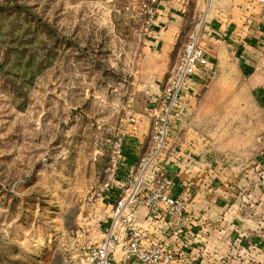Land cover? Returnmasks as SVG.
Here are the masks:
<instances>
[{
  "label": "rangeland",
  "instance_id": "374dc122",
  "mask_svg": "<svg viewBox=\"0 0 264 264\" xmlns=\"http://www.w3.org/2000/svg\"><path fill=\"white\" fill-rule=\"evenodd\" d=\"M145 3L155 10L151 24ZM175 6L177 14L168 10ZM207 7L0 0V264H77L82 246L101 239L107 214L95 189L108 176L116 124L125 130L132 96L146 91L132 73L135 57L146 39L164 36L176 40L177 63L190 35L206 32ZM253 102L246 115L217 111L210 121L232 164H249L264 149V119L255 116L264 115V94Z\"/></svg>",
  "mask_w": 264,
  "mask_h": 264
},
{
  "label": "crops",
  "instance_id": "0c3cea01",
  "mask_svg": "<svg viewBox=\"0 0 264 264\" xmlns=\"http://www.w3.org/2000/svg\"><path fill=\"white\" fill-rule=\"evenodd\" d=\"M177 7L168 10L177 14ZM206 13L200 42L211 63L184 88L178 112L171 117L170 141L179 150L166 161L176 180L174 191L186 202L183 232L171 235L164 209L162 227L161 221L146 219L150 209L145 205L138 207L136 219L147 242L173 247L176 258L171 264H264V163L257 154L249 164H232L230 151L217 149L210 126L217 111L245 113L256 107L253 99L264 94V3L211 0ZM175 44L169 37L148 38L135 57L132 73L136 82L146 80V91L132 96L133 117L124 130L131 153L143 155L149 148L148 144L143 152L151 131V100L163 91L176 67ZM242 46L247 54L237 62L233 52ZM259 115L256 118L263 120ZM121 124H116L118 133ZM114 198L109 194L98 201L106 216ZM115 260V264H143L127 256L122 246Z\"/></svg>",
  "mask_w": 264,
  "mask_h": 264
},
{
  "label": "built area",
  "instance_id": "2783aa9c",
  "mask_svg": "<svg viewBox=\"0 0 264 264\" xmlns=\"http://www.w3.org/2000/svg\"><path fill=\"white\" fill-rule=\"evenodd\" d=\"M211 0H208L210 3ZM264 3V0H259ZM148 23L153 22L155 10L145 3ZM200 29H196L185 42L178 62L163 91L151 100V135L148 150L131 165L128 176L118 177L119 166L125 164V132L120 131L114 141L107 178L95 189V196L105 200L109 194L115 198L110 213L101 219L103 236L99 241L87 243L80 249L77 264H115L119 246L127 256L143 264H171L176 258L170 244L145 239L143 227L136 219L138 207L145 205L150 212L146 219L161 221L162 209L167 216L171 235H180L186 218L185 199L174 191L175 177L166 161L176 157L179 147L170 141L172 115L178 112L184 88L199 71L211 63L210 56L200 42ZM264 49V42L262 43ZM246 47H238L236 58L242 60ZM264 163V149L259 153Z\"/></svg>",
  "mask_w": 264,
  "mask_h": 264
},
{
  "label": "trees",
  "instance_id": "16d2710c",
  "mask_svg": "<svg viewBox=\"0 0 264 264\" xmlns=\"http://www.w3.org/2000/svg\"><path fill=\"white\" fill-rule=\"evenodd\" d=\"M124 145H125V164L124 165H120L119 166V172H118V177L120 179H124L126 178L128 175V170H129V167L131 165H133L134 163H136L140 156L141 155H137V154H134V153H131V151L129 150V145H128V141H127V135H125V139H124Z\"/></svg>",
  "mask_w": 264,
  "mask_h": 264
}]
</instances>
